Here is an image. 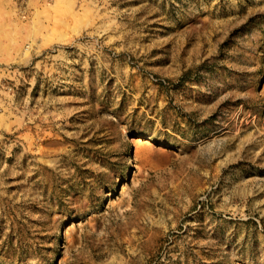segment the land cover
<instances>
[{
    "label": "rangeland",
    "instance_id": "rangeland-1",
    "mask_svg": "<svg viewBox=\"0 0 264 264\" xmlns=\"http://www.w3.org/2000/svg\"><path fill=\"white\" fill-rule=\"evenodd\" d=\"M0 264H264V0H0Z\"/></svg>",
    "mask_w": 264,
    "mask_h": 264
},
{
    "label": "bare ground",
    "instance_id": "bare-ground-1",
    "mask_svg": "<svg viewBox=\"0 0 264 264\" xmlns=\"http://www.w3.org/2000/svg\"><path fill=\"white\" fill-rule=\"evenodd\" d=\"M138 142H139V139H134L133 140V146L135 148L134 154H137L138 153V151L136 150V148L138 147Z\"/></svg>",
    "mask_w": 264,
    "mask_h": 264
}]
</instances>
